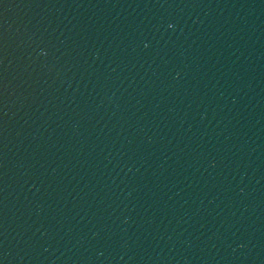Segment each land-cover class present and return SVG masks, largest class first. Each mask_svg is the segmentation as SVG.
<instances>
[{
  "label": "water",
  "instance_id": "obj_1",
  "mask_svg": "<svg viewBox=\"0 0 264 264\" xmlns=\"http://www.w3.org/2000/svg\"><path fill=\"white\" fill-rule=\"evenodd\" d=\"M0 264H264V0H0Z\"/></svg>",
  "mask_w": 264,
  "mask_h": 264
}]
</instances>
